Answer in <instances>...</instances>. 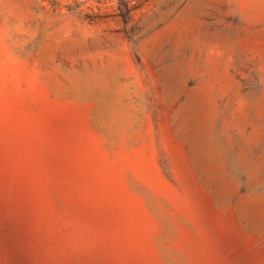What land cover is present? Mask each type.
Masks as SVG:
<instances>
[{"label": "rangeland", "instance_id": "1", "mask_svg": "<svg viewBox=\"0 0 264 264\" xmlns=\"http://www.w3.org/2000/svg\"><path fill=\"white\" fill-rule=\"evenodd\" d=\"M0 264H264V0H0Z\"/></svg>", "mask_w": 264, "mask_h": 264}]
</instances>
